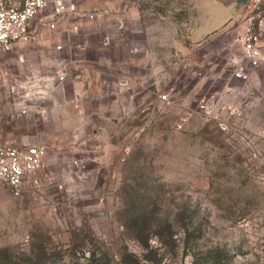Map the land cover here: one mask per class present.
Listing matches in <instances>:
<instances>
[{
	"label": "rangeland",
	"instance_id": "1",
	"mask_svg": "<svg viewBox=\"0 0 264 264\" xmlns=\"http://www.w3.org/2000/svg\"><path fill=\"white\" fill-rule=\"evenodd\" d=\"M137 1L160 53L159 84L121 93L103 127L96 116L77 120L75 108L54 110L64 91L36 113L19 109L18 72L43 69L47 56L0 57V145L48 149L37 185L15 195L0 180V264H264V27L255 70L236 78L231 59L242 47L232 34L212 31L188 55L174 44H190L186 30L205 0ZM244 1L222 0L237 8L233 27L243 22ZM110 55L124 69L130 54L120 46ZM204 97L213 104L205 116ZM130 203L176 224L183 209L190 233L176 227L174 241L153 237L146 247L126 227Z\"/></svg>",
	"mask_w": 264,
	"mask_h": 264
},
{
	"label": "crops",
	"instance_id": "2",
	"mask_svg": "<svg viewBox=\"0 0 264 264\" xmlns=\"http://www.w3.org/2000/svg\"><path fill=\"white\" fill-rule=\"evenodd\" d=\"M205 3L198 24L190 25L186 30L190 44L185 45L178 37L175 38L176 48L186 55L192 54L195 48L204 47L209 38L219 34H224V39L232 34L233 45H240L238 33L242 22L235 27L231 26V20L239 16L235 4L226 5L222 0H205ZM218 14H222L224 18L217 17ZM230 26L233 29L230 30ZM216 30L214 37L208 36ZM225 30L228 32L225 33ZM151 31L153 30L144 20V10L137 0H80L78 16L61 22L55 33L44 31L33 42L18 45L12 53L17 60L21 53L24 54L26 61L34 54L47 56L43 69L36 70L31 68V64H26L25 70L18 74L43 75L50 70H56L59 65L66 64L67 76L62 87L64 90L58 89L59 92L65 93L57 102L53 101L52 96L47 97L41 107L45 102L53 101L56 103L54 110L75 108L81 114L77 120L83 122L86 119L91 120V116H96L103 127L110 118L106 111L111 105H120L118 97L121 93L125 92L128 96L136 93L142 95L158 86L157 63L160 53L156 47L152 50L150 46L149 42L152 41L148 38H151ZM155 38L154 44L161 45L163 40L156 35ZM154 44L152 45L155 46ZM58 46H61V49H58ZM120 46L128 47L130 54L125 61V70L117 68V62L110 55L112 49ZM206 55L204 53L203 57ZM135 70L139 72L135 73ZM109 79L111 81H108ZM108 95L112 96L110 101L104 98ZM130 104V101H126L123 106L130 108ZM90 109L94 113L88 111ZM22 142L25 143L21 141L16 144Z\"/></svg>",
	"mask_w": 264,
	"mask_h": 264
},
{
	"label": "built area",
	"instance_id": "3",
	"mask_svg": "<svg viewBox=\"0 0 264 264\" xmlns=\"http://www.w3.org/2000/svg\"><path fill=\"white\" fill-rule=\"evenodd\" d=\"M247 12L238 33L242 47L231 59L233 77L249 79L260 59L259 42L264 27V0H248L242 7ZM80 0H0V57L12 53L20 44L33 42L44 31L55 33L61 22L78 16ZM61 49V46L57 47ZM25 61L24 54L18 56ZM66 64L43 75L18 74L14 95L19 109L33 112L53 92L62 89L66 79ZM22 81H25L23 85ZM24 88V90H22ZM213 104L206 97L199 102L205 115ZM36 112V111H35ZM182 127V123H178ZM48 149L43 144L0 145V180L15 194L20 195L30 185H37L46 168Z\"/></svg>",
	"mask_w": 264,
	"mask_h": 264
},
{
	"label": "trees",
	"instance_id": "4",
	"mask_svg": "<svg viewBox=\"0 0 264 264\" xmlns=\"http://www.w3.org/2000/svg\"><path fill=\"white\" fill-rule=\"evenodd\" d=\"M128 206L131 216L126 223V227L134 231L137 234V238L145 237L144 239L146 242L144 245L146 247L150 246L148 239H152L153 237L162 240L166 245L169 244L165 242L166 238H170L174 241L176 227L184 228L183 230L185 233H190L189 223L185 222L184 212L186 211L183 209L178 213L180 223L176 224L168 218L160 219L156 217L155 211H153V209H148L146 205L139 206L135 203H130ZM174 221H176V219Z\"/></svg>",
	"mask_w": 264,
	"mask_h": 264
},
{
	"label": "water",
	"instance_id": "5",
	"mask_svg": "<svg viewBox=\"0 0 264 264\" xmlns=\"http://www.w3.org/2000/svg\"><path fill=\"white\" fill-rule=\"evenodd\" d=\"M248 0H245L244 2H242L241 6L245 5L247 3Z\"/></svg>",
	"mask_w": 264,
	"mask_h": 264
}]
</instances>
